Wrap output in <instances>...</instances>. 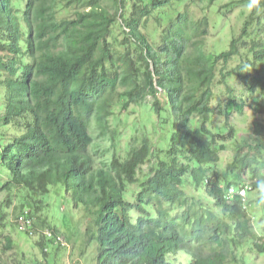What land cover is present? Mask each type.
I'll use <instances>...</instances> for the list:
<instances>
[{
    "label": "trees",
    "instance_id": "16d2710c",
    "mask_svg": "<svg viewBox=\"0 0 264 264\" xmlns=\"http://www.w3.org/2000/svg\"><path fill=\"white\" fill-rule=\"evenodd\" d=\"M182 1L0 0V85L7 88L0 121L16 131L0 143L6 177L0 191L24 193L29 201L64 184L76 205L98 216V264H175L170 257L183 252L190 264H235L236 250L246 243L264 253V228L251 216L253 203L227 196L231 187L249 185L248 195L256 188L263 193L258 201L264 213V140L238 142L233 125L215 130L212 103L217 85L224 84L227 118L244 107L228 84L234 73L250 92L264 89V0L254 4L228 50L212 55L205 49L208 16L195 20L189 4L175 12ZM155 12L157 41L149 29ZM119 23L121 40L113 30ZM148 95L152 112H165L172 122L164 157L152 164L147 135L129 144L125 159L115 154L110 164L100 165L90 150L93 122L115 139L113 104L121 100L128 107ZM261 130L264 123L256 121L255 132ZM230 141L238 145L221 174L216 165ZM146 161L150 173L130 201L129 185ZM41 203L28 210L37 217L36 244L47 256L48 240L56 243L42 231H60L41 219ZM5 216L0 213L1 226ZM13 242L7 237L3 247ZM0 264L21 263L0 255Z\"/></svg>",
    "mask_w": 264,
    "mask_h": 264
},
{
    "label": "rangeland",
    "instance_id": "374dc122",
    "mask_svg": "<svg viewBox=\"0 0 264 264\" xmlns=\"http://www.w3.org/2000/svg\"><path fill=\"white\" fill-rule=\"evenodd\" d=\"M181 4L183 7L182 5L178 6L174 9L175 12L180 7L183 10L189 4L195 20L208 16L210 24L205 49L208 54L212 55L228 50L231 40L239 36L244 29V25L252 14L253 6L256 3L249 0H183ZM166 10L168 11V8ZM112 11L116 12V9H112ZM262 11L263 9L254 14V20L258 18ZM122 12L123 9L119 11L117 16L120 22H122L120 17ZM158 15L159 12L153 14L151 26L149 27L153 30V33H157L154 36L155 41L158 40L161 33V30L157 29L156 24L153 22V20L156 21ZM252 28L256 31L259 26L255 24ZM113 30L115 36L121 40L123 34L120 23L114 25ZM0 53L2 54V52ZM238 63V59L233 60L229 63L228 69H232ZM234 74L228 78V84L233 89L238 101L244 103V107L240 110H234L228 119L224 108L227 103L229 88L224 84L217 85L216 97L212 102L216 108L213 126L216 128L215 130L227 131L230 125H233L237 131L238 142L242 140H248L251 143L259 140L263 141L264 131L261 130L260 134L256 133L255 122L264 123V89L252 93ZM6 91L7 88L0 85V116L7 111L5 98L2 97ZM151 100L152 96L148 95L143 103H130L128 107H125L123 105L125 101L121 100L113 104L112 110L114 113L109 122L111 130L116 133L115 139L112 138L110 130L104 135L96 126V121L93 122L95 127L91 128V132L94 141L90 150L96 156L100 165L110 164L115 154L125 159L129 152V144H140L147 135L153 144L152 164L159 156L164 157L165 150L170 143L173 126L165 112H162L161 116L152 112L149 104L145 103ZM219 103L222 105L220 109L217 108ZM14 130L13 126L7 127L0 121V143H6L11 133L16 132ZM237 145V142L230 141L227 150L221 154V161L216 165V170L221 174L228 171V166L233 161ZM151 162L146 161L138 170V181L129 185L128 200L134 201V198L138 196L143 178L150 173ZM2 173L0 167V185L6 179L5 174ZM23 196L24 193L22 195L16 192L0 191V213L6 215L3 221L4 225L1 226L0 224V255L5 262L11 263L13 260H17L21 264H98L100 244L95 223L98 216L88 210L84 204L76 205L73 199V191L67 192L64 184H58L50 186L49 193L40 197H30L29 201L26 199L27 196ZM262 197L263 193L255 188L250 191L248 200L253 203L250 207L251 216L254 218L255 223H259L264 228V213L258 201ZM36 202H42V209L38 214L41 219L44 218L48 221L46 226L59 230L63 235L62 237H65L68 241L67 246H58L48 240L49 253L47 256L44 254V250L36 244L40 239L39 237L29 236L27 233L20 231L15 225L16 217L25 209H33ZM7 237L14 241L13 246L9 249L3 247ZM263 239L264 231L260 234V240ZM236 252L239 259L235 261V264H264V253L254 250L251 243H246L238 248ZM170 259L175 264H190L185 252L171 256Z\"/></svg>",
    "mask_w": 264,
    "mask_h": 264
},
{
    "label": "built area",
    "instance_id": "2783aa9c",
    "mask_svg": "<svg viewBox=\"0 0 264 264\" xmlns=\"http://www.w3.org/2000/svg\"><path fill=\"white\" fill-rule=\"evenodd\" d=\"M250 186L245 185L243 187L238 188H230L227 192V196H233L234 194H239L240 196L246 198L249 192ZM15 224L17 225L18 229L20 231H23L27 233L30 236L38 237L37 231H36V223H37V217L35 215H32L30 210L25 209L20 215H18L15 219ZM42 234L46 235L48 239H52L56 245L60 246H67L68 242L66 238L62 237L63 235L61 233H56L52 229L45 228L42 231ZM42 234H39L40 236ZM45 251H49V247H46Z\"/></svg>",
    "mask_w": 264,
    "mask_h": 264
},
{
    "label": "clouds",
    "instance_id": "9594fccd",
    "mask_svg": "<svg viewBox=\"0 0 264 264\" xmlns=\"http://www.w3.org/2000/svg\"><path fill=\"white\" fill-rule=\"evenodd\" d=\"M258 2V0H253V3H257ZM182 7H183V5H182ZM232 188V187H231ZM262 188H264V185H262ZM230 189V188H229ZM228 189V190H229ZM248 199V195H247V197H246V200Z\"/></svg>",
    "mask_w": 264,
    "mask_h": 264
}]
</instances>
